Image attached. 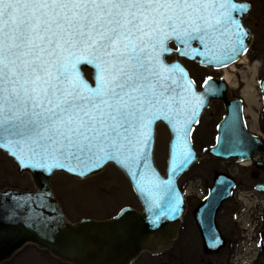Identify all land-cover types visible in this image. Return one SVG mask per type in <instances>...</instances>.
I'll return each mask as SVG.
<instances>
[{"label":"snow or ice","instance_id":"6c2138e0","mask_svg":"<svg viewBox=\"0 0 264 264\" xmlns=\"http://www.w3.org/2000/svg\"><path fill=\"white\" fill-rule=\"evenodd\" d=\"M245 8L234 0H0V148L28 167L51 160L92 170L109 159L131 170L149 126L163 118L174 123L182 165L187 101L171 73L183 70L161 56L169 40L182 55L193 40L217 43ZM80 63L96 69L95 87L78 77Z\"/></svg>","mask_w":264,"mask_h":264},{"label":"water","instance_id":"95a60500","mask_svg":"<svg viewBox=\"0 0 264 264\" xmlns=\"http://www.w3.org/2000/svg\"><path fill=\"white\" fill-rule=\"evenodd\" d=\"M236 4L245 5V10L234 12L236 24L229 25L226 37L207 47L193 40L185 50L188 55L180 54L175 40L167 42L168 52L161 59L167 65L179 64L183 75L171 73L180 85L181 95L187 101L185 114V130L181 133V142L188 153V159L177 166L176 132L174 123L168 119H156L147 130V144L140 145L143 158L138 167L129 170L117 160L102 159L99 164L88 170L73 163L72 171L67 168L51 166L53 162L46 160L48 167L24 166L6 148H0L8 155L16 166L17 173L30 175L33 187L0 188V263L11 258L26 244L35 245L46 250L52 256L69 264H133L142 252L152 255L168 250L178 236L183 220L186 201L178 186L179 177L191 165L203 158L242 160L252 154L264 151V140L252 134L245 124L242 100L234 97L222 76H208L200 89H197L182 64L180 57L194 60L200 65L221 68L235 62L245 54L251 44L253 33L244 25L243 18L250 9V3L234 0ZM237 28L242 37L241 45H235ZM173 41L175 48L169 46ZM235 47L237 50L232 51ZM199 49L201 54L192 52ZM175 54L172 61H167V54ZM78 65L77 75L84 83L95 87L96 69L91 67L92 81L83 77ZM90 66V65H89ZM260 88L264 100V76L260 79ZM212 100H221L225 113L217 123L215 142L197 150L190 138L193 125ZM166 125L170 138L167 146V157L164 172H161L154 160L155 124ZM264 122V117H263ZM264 128V125H263ZM123 159V158H121ZM111 163L128 179L141 207L122 206L115 214L104 218L81 217L75 221L69 219L59 199L56 197L51 178L56 172L83 179L96 174ZM251 173L253 186L264 191V181L258 179V171L264 169V162L256 161ZM91 168V165H89ZM135 172L136 175L131 173ZM236 179L225 171L215 170L206 197L192 210L198 228L203 252L214 254L225 245L226 238L216 222V214L221 204L231 194ZM264 253V239L261 241Z\"/></svg>","mask_w":264,"mask_h":264},{"label":"rangeland","instance_id":"374dc122","mask_svg":"<svg viewBox=\"0 0 264 264\" xmlns=\"http://www.w3.org/2000/svg\"><path fill=\"white\" fill-rule=\"evenodd\" d=\"M250 3V9L243 18L244 25L248 26L253 38L246 52V61L236 63L235 74L241 80L244 71L247 75V66L256 65L255 88L259 89L258 80L264 76V0H244ZM169 46L175 48L173 41ZM165 58L172 61L175 54H167ZM184 67L187 69L192 82L197 89L201 88L203 80L208 76L219 77L223 74L221 69L211 66H201L193 60L180 57ZM240 81V87L243 85ZM232 95H239V89L231 88ZM224 110L219 102L210 103L191 131V140L197 150L212 145L216 138V126L222 118ZM263 112L261 120L263 119ZM154 160L161 172H164L167 145L170 134L163 123L156 124ZM237 167L232 160L228 162L216 158H204L194 163L183 173L179 184L185 182L190 176H198L202 179V187L209 186L215 170L225 171L234 175L243 188H249L252 183L250 173L252 168ZM260 180L264 181V169L260 171ZM52 186L56 197L59 199L66 216L75 221L81 217L104 218L116 213L122 206L130 205L139 209L140 202L134 193L128 179L113 164H106L100 172L92 174L83 179L76 178L63 172H56L51 178ZM18 187L29 189L33 187L30 175L26 172L17 173L16 166L11 158L0 149V188ZM201 200H189L191 207L196 206ZM235 209L232 198L224 201L218 211V223L225 237L232 241L238 232L237 224L231 219V213ZM175 244L163 252L162 255H152L143 252L135 261V264H201V237L196 224L191 218L185 217ZM264 225V224H263ZM264 261V254L261 252L254 264H261ZM6 263V262H5ZM3 263V264H5ZM9 264H65L56 257L51 256L47 251L39 249L34 245L27 244L19 250ZM230 264V263H229Z\"/></svg>","mask_w":264,"mask_h":264},{"label":"built area","instance_id":"2783aa9c","mask_svg":"<svg viewBox=\"0 0 264 264\" xmlns=\"http://www.w3.org/2000/svg\"><path fill=\"white\" fill-rule=\"evenodd\" d=\"M243 87L244 84L240 87V82L236 86L239 89V95L243 98L247 106L241 91ZM255 91L259 99V104L253 107L252 111L246 110L245 106V113L248 116L251 131L264 137V133L260 129L257 131L250 126L251 121L253 122V113L258 115L259 118L262 110L260 90L256 89ZM259 159L264 160L263 153L254 154L251 158L238 162L237 165L243 167L252 166L253 162ZM236 169L237 167H234L233 171L236 172ZM201 181L202 179L198 176H192L186 179L183 185V194L191 198H203L206 194V188L202 187ZM233 200L235 209L232 213V219L237 224L238 239L230 253V264H253L260 252V232L264 217V192L257 191L254 188L237 186L233 190Z\"/></svg>","mask_w":264,"mask_h":264},{"label":"bare ground","instance_id":"6f19581e","mask_svg":"<svg viewBox=\"0 0 264 264\" xmlns=\"http://www.w3.org/2000/svg\"><path fill=\"white\" fill-rule=\"evenodd\" d=\"M246 60V56L244 55L237 60V63L241 64ZM236 66V63H231L228 66L221 68V70L223 71L222 77L230 88H236V86H238L239 84V78L235 74V71L237 69ZM257 66H259L258 62L256 65L247 66L248 72L251 73L250 75H247L246 71H244V76H242L241 78V80L244 82V87L241 91L246 100V110L248 111H252V108L258 106L259 104V99L255 91V74L257 72ZM250 126L254 130H259L258 115H255L253 113V122L251 121Z\"/></svg>","mask_w":264,"mask_h":264},{"label":"flooded vegetation","instance_id":"af4514ba","mask_svg":"<svg viewBox=\"0 0 264 264\" xmlns=\"http://www.w3.org/2000/svg\"><path fill=\"white\" fill-rule=\"evenodd\" d=\"M90 65V66H89ZM81 70H82V72L84 73V75H85V78H87V79H89V80H92V71H91V67H93L90 63H83L81 66ZM213 102H219V104L221 105V107L223 108V110H224V105H223V102L221 101V100H212L210 103L212 104ZM224 112H225V110H224ZM223 116V115H222ZM215 142V141H214ZM254 169L255 168H252V171H254ZM252 171H251V173H252ZM260 171L261 170H259L258 171V175L260 176ZM251 173H250V176H251ZM258 179H259V177H258ZM220 209V208H219ZM219 209H218V211H219ZM192 210H193V207H191L189 204H188V201L186 200V208H185V212H184V215H183V220H182V223H181V226L183 225V223H184V221H185V217L187 216V218L189 217V218H191L192 220H193V222H194V219H193V214H192ZM218 211H217V214H216V222H217V225H218V227H219V223H218ZM195 223V222H194ZM181 226H180V229H181ZM220 228V227H219ZM180 229H179V231H180ZM221 230V229H220ZM222 232V231H221ZM179 234V233H178ZM223 234V233H222ZM223 236L225 237V235L223 234ZM177 238H178V236H177ZM177 238L176 239H174L173 240V244H175V241L177 240ZM226 238V237H225ZM232 243H233V240L232 241H230V240H228L227 238H226V242H225V245L222 247V248H220L219 249V251L218 252H216V253H214V254H206V253H204L203 252V249H202V241H201V253H202V257L200 258V262H201V264H229V260H228V257H229V250H230V248H231V245H232ZM173 244H172V246H173ZM36 247V246H35ZM16 254V253H15ZM15 254L11 257V258H9L8 260H6V261H4V262H2V263H0V264H3V263H5V264H9V263H11L12 261H13V259H14V257H15ZM51 255V254H50ZM160 255H162V253L161 254H158L157 256H160ZM52 256V255H51ZM53 257H55V256H53ZM57 258V257H56ZM139 258V257H138ZM137 258V259H138ZM58 259V258H57ZM136 259V260H137ZM59 260V259H58ZM135 260V261H136ZM59 261H61V260H59ZM135 261H134V263L133 264H135ZM62 263H65V264H69V263H67V262H64V261H62ZM164 264V263H163ZM261 264H264V261L261 263Z\"/></svg>","mask_w":264,"mask_h":264}]
</instances>
